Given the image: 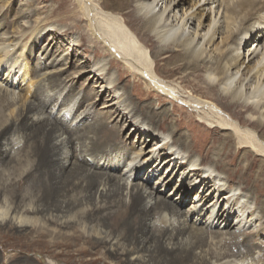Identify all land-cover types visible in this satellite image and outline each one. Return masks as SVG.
<instances>
[{
	"label": "bare ground",
	"instance_id": "bare-ground-1",
	"mask_svg": "<svg viewBox=\"0 0 264 264\" xmlns=\"http://www.w3.org/2000/svg\"><path fill=\"white\" fill-rule=\"evenodd\" d=\"M76 1L79 11L62 1L53 9L70 25L22 24L31 48L21 43L24 30L0 35V64L8 65L0 66V164L9 159L8 177L20 170L0 185V224L53 228L68 264H264V244L256 252L264 235V0H99L94 12L93 0ZM126 9L154 58L176 66L149 64L115 16ZM76 48L92 56L80 61ZM35 49L31 71L21 61ZM188 79L216 99L185 97L178 83ZM173 106L185 116L174 117ZM118 128L135 136L134 151ZM147 166L146 184L162 171L153 190L135 182ZM8 203L20 208L6 219Z\"/></svg>",
	"mask_w": 264,
	"mask_h": 264
},
{
	"label": "rangeland",
	"instance_id": "rangeland-1",
	"mask_svg": "<svg viewBox=\"0 0 264 264\" xmlns=\"http://www.w3.org/2000/svg\"><path fill=\"white\" fill-rule=\"evenodd\" d=\"M61 1L65 2V5H67V6L69 5L71 9H75V10L79 11L77 9V5L75 4L76 0H0V35H3V33H6L4 35V38L7 40V38L12 37V34L14 32H17V30H20V29L24 30V32H26V33L24 34L25 36H24V39L21 40V43H23L24 45L25 44L27 45L26 49L31 48V45H30L31 38L29 36L30 29L29 28H23L22 24L27 23L26 24L27 26L35 27L39 21H42L39 23L48 22L50 24H55V25L59 24L61 26H65L66 24L70 25V23H72L70 20L65 19V16L63 14L57 16L55 13H53V9L55 7H57L56 3L61 2ZM93 1L97 5V8L96 7L92 8L93 12H94V9L97 10L98 8H100L99 5L101 4V1H99V0H93ZM190 5H191V2L188 1L187 4L185 5L184 9H186V11H188L190 8ZM129 10H131V9L115 11L116 12L115 16L121 21V24L126 28V30L129 31L131 33V35L136 39V41L139 43V45L144 46V49L148 55L149 64L151 66H176L175 63L170 62L168 59H166L164 57L154 58V55L150 52V49L145 45L146 43L144 41V38L142 37L141 31H140V28L138 27V25L134 24L133 22H132L133 24H131L127 20V12ZM60 21H63V23H60ZM207 22H208V20H207ZM87 24L88 23H85V22H83L81 24L83 27L82 28L83 32H86V33L89 30ZM39 26H40V28H39ZM36 27H37V29L42 28L41 25H38ZM76 34H77L76 32L73 33V35H76ZM42 42H43V40L41 41V43ZM217 43H218V41H217ZM253 44L254 43H252V46H253ZM91 45H94V43H92ZM250 45H251V43H250ZM247 48L250 49V47H247ZM38 51H39V49H35V51L33 52L32 55H29V53H28L26 55V58L23 61L19 60V63L21 61L22 63L25 64L24 66H28V68L31 71H33L35 68L34 64H37L36 62L38 61L36 59L40 54ZM76 52L79 53L78 58L80 61H83V60L88 61L89 57L92 56V54L82 53V50H80L78 48H76ZM99 56H101L100 59L104 58L103 51L99 52ZM95 59L97 60V57H95ZM11 60H10V62H11ZM5 62H6V60H5ZM10 62L7 61V63H10ZM87 63L89 64V62H87ZM120 63H122V62H119V64L115 63L114 66L119 67V66H121ZM2 65L8 66L6 64H0V66H2ZM83 65H85V64H83ZM5 71H6V68L5 69L2 68L0 70L1 76H2V74L5 73ZM75 71H76V69L70 70L67 73V75H71ZM87 76H88L87 74H83L79 78L75 79L76 91H78L80 89V87L84 84ZM76 77H78V76H76ZM177 77H179V74H177V73L172 74L171 73V78L169 79V81L170 80L171 81L177 80ZM201 78L196 79V78L191 77V76L189 77V79L194 80L195 83L199 87L202 86L201 88H204V84L202 83ZM189 79L186 80L185 83L184 82L180 83L178 81L179 85L177 84L179 86V89L185 95V97H187V98L190 97V100L205 99V97H208V98L212 97V98L216 99L214 96V94H215L214 92H208L205 89H201L199 92L194 91L193 87H191V83L189 82ZM127 81H128V79L126 80V83H127ZM86 87L87 86H85L84 88H86ZM102 106H103V102L97 101V104H95V110H96L95 112L98 113V111H101L100 109ZM173 107H175V108H173ZM173 107H171L170 109H173L175 111L174 117H177L178 115H181L182 117L185 116V114H184L185 111H183V109H184L183 107H182L183 109H181L183 112L181 110H179L180 108L178 109L177 106H173ZM6 114H8V112H6ZM193 115L196 116L195 114H193ZM244 117H247V116L244 114ZM195 124H196V122H195ZM189 128H193L194 131H195V129H197L196 125H193V127H192L191 124H190ZM185 129H186V127H185ZM120 131L121 130L118 128V132L120 134V137H121V139L123 138L122 139V145L124 146V148H128V149L134 151V149H132V148L137 146V139H135V136L130 135V134L128 135L127 134L128 131H122V132H120ZM183 131H185L184 128H183ZM220 135H222V134H220ZM217 139H220L219 142H221V140H222L221 138H218V137H217ZM3 160L1 161L2 164H0V185H2V184L9 185L10 183L12 184L13 180H17V178L19 177V174H20V170L18 169L16 173H12L9 177L6 176L5 174H8V172L4 174L2 169L6 167V164L8 163L9 159L7 158V159H3ZM5 160H7V162ZM148 169H149V166L144 168V170H142V172H140L141 177L139 179L135 180V182H142L143 184L147 185L149 189L153 190L154 189V182L160 176L162 171H160L157 174L159 176H157L154 180H152L151 183L146 184V181H144V180L140 181V179L144 177V174L146 173V171ZM250 171H251L252 176H254L255 172L257 171V166H254L253 169H251ZM175 183L176 182L173 181L165 189H163L161 187V185H159L156 187V189L160 190L159 194L166 196L169 192H171V188L174 186ZM193 196H194V192L190 193L187 196L188 201L186 202V204L184 206H182L180 208L181 210H187L192 205V200H190V199ZM263 198H264V196H263ZM28 202H29V200L26 201V203H28ZM33 203H36V201ZM7 205L3 207V214L5 215V216L3 215V217H6V219L10 216V214L13 212V210H15V209L18 210L20 208V205L18 206L17 203L16 204L8 203ZM29 216L32 218H35V216H33V215H29ZM40 218L42 219L43 222H45L47 219V213H44L43 216L39 217V219ZM6 219L3 218V221L1 223H4V221ZM39 223L40 222H38V224ZM263 227H264V225H263ZM41 229H43L44 231H46V230L48 231L47 235L44 234L43 238H40V235L38 233ZM52 229L53 228H23V229H18V228H10L7 225L0 224V256L3 257L4 255L5 256L8 255V257H10L8 264H41L40 263L41 260L38 258V256L49 257L52 260L59 261L62 264H68V256H67L68 250H66V248H64V247L55 248L54 244L52 243V241H54L57 237V235L52 233ZM256 244H258L259 247H261L260 244L261 245L264 244V235L259 238V240L256 242ZM1 245L4 246V248L6 249V252H3ZM20 246H22L23 250H21L19 248ZM255 247H258V246L255 245ZM234 251H236V250H234ZM262 251H263V247L256 250V252H259L260 254L262 253ZM91 258L94 259L96 257L91 256ZM111 261H112V263L118 262V260H114V259ZM90 262H91V260H87L85 258L83 260L76 259L73 261L72 264H90Z\"/></svg>",
	"mask_w": 264,
	"mask_h": 264
}]
</instances>
